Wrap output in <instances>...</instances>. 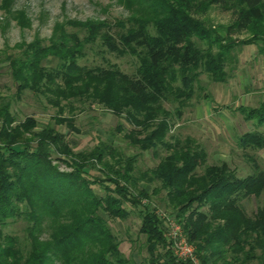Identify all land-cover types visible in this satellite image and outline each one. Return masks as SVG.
Here are the masks:
<instances>
[{
	"label": "rangeland",
	"instance_id": "374dc122",
	"mask_svg": "<svg viewBox=\"0 0 264 264\" xmlns=\"http://www.w3.org/2000/svg\"><path fill=\"white\" fill-rule=\"evenodd\" d=\"M191 1L203 5V12L196 13V17L211 34V41L196 40L208 53L217 55L215 58L222 54L217 60L220 65L224 63L222 70L226 79L217 80L206 65L201 64L187 71L194 75L195 82L191 90H184L180 69L174 64L166 74L169 84L166 94L143 105L116 75H137L144 51L122 50L121 47L110 51L100 36L88 37L85 24L107 22L114 31L120 30L119 23L128 26L135 18L151 17L148 6L126 0H0V108L8 106L14 118L13 126L29 120L34 122L30 131L20 129L22 141H31L35 145L37 132L51 135L57 144H51L50 151L54 164L60 169L71 171L77 161L91 167V174L102 176V169L112 166L113 170L107 169L105 175L122 179L123 183L125 179L115 170L125 172L126 163L131 160L133 169L129 175L132 181H137V188L130 187L137 202H124L129 210L127 217L108 218L112 232L121 241L120 249L129 262L127 264L152 263L148 250L150 236L140 231L142 217L147 211L156 213L163 222L161 231L166 239L158 245L161 253L173 252L170 259L176 264L188 260L200 263L198 243L188 240L184 228L189 212L182 218L177 217L179 204L170 199L169 189L154 173L162 160L172 153L170 147L185 146L191 153H201L204 159L197 168L199 173L209 166L225 163L240 177L264 176V146L241 142L247 132L257 131L264 137V122L249 119L247 112L241 110L243 106L259 108L264 102V42H259L261 46L245 44L244 41L252 36L250 31L227 34L226 27L233 20L230 10L219 4L206 5V0ZM72 35L79 38L83 47L69 38ZM62 43L71 49L63 48V55L51 50L41 61L45 76L38 86L22 88L12 74L7 57H25L32 44L50 48ZM72 61L85 72L71 81L69 90L61 74L65 65L69 69ZM114 71L116 75H113ZM47 74L54 76L51 83L47 81ZM156 131L164 135L153 136ZM59 144L64 145L60 147L66 154L60 152ZM97 149H108L113 154L99 162L92 159L93 151ZM59 154L63 159L57 158ZM107 183L115 189V184ZM143 188L148 196H141ZM96 190L104 192L99 184ZM210 202L200 205L199 209L210 213ZM241 204L246 213L253 216L259 207L264 208V189L259 195L243 199ZM196 205L197 202L194 207ZM219 222L223 223V220ZM27 227L25 220H11L2 228L4 233L19 237L24 255L32 245ZM175 227L187 238L188 243L184 245L192 246L197 263L182 254L183 246L176 242ZM47 232H43V239L48 237L51 229ZM232 244L210 246V249L218 247L225 251L227 261L220 258L217 264L235 260L241 264H264V250L257 243L233 244V247ZM205 248L200 251L206 253ZM25 260L26 257L21 264Z\"/></svg>",
	"mask_w": 264,
	"mask_h": 264
},
{
	"label": "trees",
	"instance_id": "16d2710c",
	"mask_svg": "<svg viewBox=\"0 0 264 264\" xmlns=\"http://www.w3.org/2000/svg\"><path fill=\"white\" fill-rule=\"evenodd\" d=\"M127 1L148 6L151 17L135 18L128 26L126 23H119L120 30L115 31L107 22H92L85 26L88 37L100 36L110 51H116L119 47L122 50L144 51L137 75H116L117 72H113V75L138 96L140 103L146 105L150 100H159L166 94L169 86L166 74H169V68H173L174 64L180 69L184 90H191L195 82L194 75L187 71L201 64H205L217 80L226 79V73L222 70L224 63L220 65L217 60L222 54L215 58L217 55L208 53L196 40L211 41L210 31L196 17V13L204 10L201 3L193 4L191 0ZM204 2L206 5L219 4L232 12L233 20L226 27L227 34L250 31L252 36L244 41L245 44L259 45L260 41L264 42V0ZM69 38H73L77 46L83 47L76 35ZM63 48L71 49L64 43L59 46L52 45L50 48L32 44L31 48L28 47L31 51L25 57L8 56L16 81L22 88L38 86L41 78L45 76L41 61L51 50L55 54L62 52L63 55ZM65 69L61 75L70 90L71 81L85 71L75 61H72L69 69ZM53 77L52 74H47V81L51 83ZM60 86L57 83L59 89ZM61 91L64 92V89ZM241 110L247 112L249 119L264 122V102L259 108L243 106ZM13 122L14 118L8 106L1 107L0 264H21L25 257L24 264L129 263L123 256L121 241L112 232L108 218L127 217L129 210L124 202H137L130 187L137 188V181H132L129 175L133 169L131 160L126 163L125 172L115 170L118 176L125 179L124 183L121 182L122 179L105 175L108 173L107 169L113 170L112 166L102 169V176L91 174V167L77 161L73 163L71 171H65L54 164L50 151L51 144H57L54 143L55 137L37 132L35 145L31 141L23 142L20 129L30 131L35 126L34 122L29 120L15 126L12 125ZM161 134L164 135H159L156 131L153 136L161 137ZM241 142L244 145L264 146V137L257 131L247 132L241 137ZM60 145L63 144H59L58 149L66 154V150ZM169 149H172V153L162 160L154 173L169 189L170 199L179 204L177 217L182 218L189 212L184 228L188 240L198 243V264H217L220 258L227 261L225 251L218 247L210 249L215 243H233L234 246L257 243L264 250V208L259 207L253 216H249L241 204L243 199L261 193L264 189V176L250 174L240 177L225 163L221 166H209L205 172L199 173L197 168L204 159L201 153H191L185 146H172ZM108 154L113 153H109L108 149H97L93 151L92 159L102 162ZM62 155L57 158L63 159ZM109 181L116 185L115 189L112 184L107 183ZM97 184L104 192L96 190ZM140 191L141 196H148L144 188ZM205 200L207 201L204 203ZM208 200H211L210 213L199 209ZM196 202L198 205L194 207ZM11 220L28 222L27 231L32 245L26 253L27 256L21 252L19 243L22 242L19 237L6 234L2 230ZM142 221L140 231L150 236L148 250L151 253V264H176L170 259L174 256L173 252L168 250L161 253L158 248L165 238L161 231L163 222L159 216L153 211H147ZM48 228L51 232L43 239L42 234ZM202 247H206V253L200 251ZM184 264L194 263L188 260ZM226 264L241 263L235 260Z\"/></svg>",
	"mask_w": 264,
	"mask_h": 264
},
{
	"label": "built area",
	"instance_id": "2783aa9c",
	"mask_svg": "<svg viewBox=\"0 0 264 264\" xmlns=\"http://www.w3.org/2000/svg\"><path fill=\"white\" fill-rule=\"evenodd\" d=\"M177 230L174 231V235L176 238V242L179 246H183L182 247V254H184L186 256V258H189L191 260H194V262L198 261L197 259V255L195 253V251L193 250L192 246L189 245H184L185 243H188L187 238L184 237V234L182 235V233H180L181 229L178 227H175ZM179 230V231H178ZM197 263V262H196Z\"/></svg>",
	"mask_w": 264,
	"mask_h": 264
}]
</instances>
